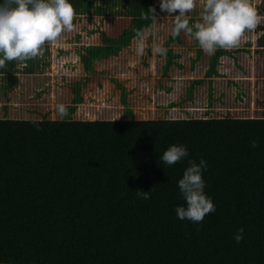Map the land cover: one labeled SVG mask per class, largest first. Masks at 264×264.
<instances>
[{"label": "trees", "instance_id": "16d2710c", "mask_svg": "<svg viewBox=\"0 0 264 264\" xmlns=\"http://www.w3.org/2000/svg\"><path fill=\"white\" fill-rule=\"evenodd\" d=\"M128 1L136 26L116 38L101 31L103 43L82 57L88 71L147 26L161 35L160 0L156 14L149 0ZM211 58L206 76L217 75L219 56ZM72 91L57 90L67 108L50 109L57 119L9 116L18 113L10 109L0 116V264H264V115L137 119L127 109L131 118L88 119L83 95ZM172 144L189 155L168 166L160 156ZM201 158L216 210L196 223L176 215L187 206L178 181Z\"/></svg>", "mask_w": 264, "mask_h": 264}, {"label": "clouds", "instance_id": "9594fccd", "mask_svg": "<svg viewBox=\"0 0 264 264\" xmlns=\"http://www.w3.org/2000/svg\"><path fill=\"white\" fill-rule=\"evenodd\" d=\"M86 1L87 7L96 15H121L117 16L118 21L124 17L132 23V20L136 18V14L128 9V0ZM196 4L197 0H160L162 11L171 14L178 10V14L174 15L173 36L179 35L182 31L187 32L198 41L200 48L210 55L215 54L218 49L228 50L238 47L245 31L255 30L264 21V16L258 13L252 0H205L200 19L190 24L188 13L196 7ZM97 6H100L101 9L96 10ZM78 8L80 7L77 3L73 6L71 0H0V68H3L7 61L23 62L43 56L45 43L56 41L63 32L73 31L74 35L78 33L77 38H79L83 31L95 29L102 23L100 18L94 16L93 20L86 21V26L81 27L78 20L83 9L79 12ZM152 12H155V8L152 9ZM153 17L156 19L155 16ZM131 30V28L124 30L118 37ZM107 36L109 35L107 34ZM134 36H131L130 39L132 40ZM90 45L99 44H89L85 46L86 50ZM136 50L140 55L145 54V45L142 40L138 42ZM153 51L166 56L168 53L166 40L164 39L161 44H156ZM83 55L85 54H81V59ZM101 58L109 57L95 59L90 72L94 71L95 62ZM84 69L87 70L85 66ZM119 84L123 85L117 82V87ZM94 101L100 104L103 102L100 98ZM81 105L86 117L91 116L90 110H86L88 106L95 109L93 115L98 116L102 113L97 109L98 106L96 104L94 106L92 102L86 103L85 101ZM58 110L65 114L67 112L64 105H58ZM252 146L256 147L257 142L252 141ZM188 155L189 150L184 144H172L163 152L160 159L165 165L171 166L182 161ZM207 167V161L203 158L199 163L190 160L189 166L184 171L182 178L179 179L180 193L187 205L186 207L177 206L176 215L179 219L199 223L207 214L216 210L212 198L205 193L206 182L203 172ZM137 196L145 200L150 199L151 190L139 189ZM243 233V227L235 233L234 239L237 243L243 240Z\"/></svg>", "mask_w": 264, "mask_h": 264}, {"label": "rangeland", "instance_id": "374dc122", "mask_svg": "<svg viewBox=\"0 0 264 264\" xmlns=\"http://www.w3.org/2000/svg\"><path fill=\"white\" fill-rule=\"evenodd\" d=\"M76 3L81 8H78L79 12L83 9L78 20L80 21V26H86L87 20H93L94 16H97L102 21L97 27L98 29L95 28V31H92V29L85 30L80 34L79 38H77L78 33L76 35L67 34L65 36V32H63L57 39L61 42H46L44 46L52 53L55 51L56 56H63L59 59L42 60V56H37L39 60L34 62L33 59L23 62L15 60V67H12L11 70L8 68H0V116H8L9 113L6 112L10 109L18 113H16L17 115L10 114L9 116L43 119L46 114H49L50 119H57L59 114L61 116V113L53 110L54 113L51 114L52 111L50 110L51 108H55L56 101L57 103L60 101V99L57 98V90L69 89V91L73 93V88L78 87L81 94H84V92H94L93 95H91L92 97H88L87 101L86 99L85 101L86 103L92 102L94 106L96 104L98 106L97 109L103 113L98 116L91 115L87 117L88 119H96L99 117H113L114 119L124 118L127 115V109H130L131 112L134 113V118L137 119L146 117H186L188 114H185L183 111L186 109L184 107L187 104L186 101H177V107L171 105L166 107L156 103V100L160 101V99H156V92H159L161 87L159 86L157 76L152 77L154 74L153 70H151L148 75H144L142 87L140 90L138 89V78L142 76L138 74V70H135V64H138V53L136 50L138 37L135 40L132 38L130 42L129 46L133 44V49L121 50V54L117 57L110 56L109 58H101L95 62L94 71L92 72L84 69L81 54L87 51L85 46L94 44L95 42H100L101 44V30L106 31L111 38L119 36L122 32L116 24L119 22L128 23L130 20L121 17V20L118 21L116 18L121 15H96L87 7L88 4L86 0H76ZM142 3V0H138V6H141ZM252 3L258 10V13L264 16V1H262L261 5L258 4L257 0H253ZM95 9L99 10L101 7L97 6ZM171 14H178V10L176 13ZM160 18L164 19L166 23L169 24L167 18ZM153 28L154 24L153 26H149L146 40L150 39ZM161 29H163V27H161ZM258 30L260 31L257 34ZM258 35H264V21H262L255 30H252V47L254 51L255 49L258 51V44L256 42ZM146 44L148 45V49L153 50V46L155 45L154 42H146ZM259 48L264 49V46L260 45ZM77 50L84 52L78 54ZM29 66L32 67V70L28 69ZM164 75H168V73ZM178 79L184 81L186 77L179 76ZM115 80L126 86L125 102L122 101L123 93L121 92V88L117 87V82ZM166 82L171 81L167 80ZM102 91L103 96L101 97V101L103 100V102L100 104L94 100H97L98 93ZM150 98L154 101L149 100ZM257 98L258 96H256L255 106L251 108V106L248 107L244 105L242 106L243 110H249L251 114L258 109L264 110V105L260 103L264 102V99ZM60 102L64 103L63 100ZM79 107L83 110L81 104H79ZM201 107L202 105H198V108ZM177 110L181 113L175 114L174 111ZM186 110L197 117L226 116L223 111L215 108H211L210 111H207V115H205L206 110H198L196 114L191 110ZM210 112L216 114H211ZM126 118L131 117L127 116Z\"/></svg>", "mask_w": 264, "mask_h": 264}, {"label": "crops", "instance_id": "0c3cea01", "mask_svg": "<svg viewBox=\"0 0 264 264\" xmlns=\"http://www.w3.org/2000/svg\"><path fill=\"white\" fill-rule=\"evenodd\" d=\"M257 1L258 4L261 5L260 0ZM149 2H152L153 8L156 10L157 0H149ZM204 2L205 0H197L196 7L188 13L190 24L200 19V13L203 10ZM128 9L132 11V6L129 1ZM158 14L162 15L161 17L163 18H167L169 21V24H167L164 19L159 18L161 20L160 23L155 22L163 27L160 32L161 35L152 31L150 39L146 40V34L149 29L147 26L144 32L136 34L134 37V40L138 37V42L142 40L145 45V54H138V64H135V70H138V74L142 75L138 78L137 86L139 90L142 87L144 75H148L150 71L153 70L154 74L152 77L157 76L159 86L161 87L158 94L160 101L157 102L156 100L157 104L166 107H168V105L177 107V101L180 100L186 101L187 104L184 107L195 114L198 110H206L205 115H207V111H210L211 108L220 109L226 114V116L205 117H242L246 116V114L255 117L258 114L264 115V110L262 109H258L251 114L249 110L246 111L242 108L244 105L248 107L251 106V108L255 106L256 96H258L257 99H264V49L259 48L260 45L264 46V35H258L256 39L258 51L257 49L254 51L252 47V31H245L238 47L228 50L218 49L215 52V54L219 56V61L216 66L217 75L206 76L212 59L211 56L215 54L210 55L205 53L200 48L198 41L187 32L182 31L179 35L173 36L174 15L176 14H169L166 11H163L162 14ZM133 24L134 22H119L116 25L120 28L121 32H123L126 29H133L136 26ZM259 31L260 30L257 31V34ZM67 34H73V31L65 32V36ZM159 37L166 40V47L168 48L166 56L157 54L153 50L148 49V45L146 44V42H154L155 45L159 44ZM56 41L57 43L61 42L59 40ZM94 44H100V42H95ZM133 47V44L131 46L128 45L123 47L122 50L133 49ZM201 50L203 53L199 52ZM77 52L80 54L84 51L77 50ZM60 57L63 56L61 55ZM60 57L56 56L55 51L52 53L45 47L44 55L41 59L55 60ZM167 73L168 75H164ZM179 76H185L186 80L182 81L178 79ZM198 79L202 80L200 84L195 82V80ZM167 80L171 82H166ZM190 89H193L191 97L188 96ZM93 93L84 92V94H82L83 103L85 99L87 101V98L93 95ZM102 96L103 91L98 93L97 98L101 99ZM158 97L156 99H158ZM149 100L154 101L152 98ZM260 103L264 105V102ZM56 104L58 105L57 102H55V106ZM198 105H202V107L198 108ZM186 109L183 110L185 114H188L185 118H205L197 117ZM93 111L94 109L90 108V113H88L93 115ZM53 113L54 111L52 110L51 114ZM174 113L179 114L181 112L177 110L174 111ZM210 113L216 114L213 112ZM112 119L114 118L112 117Z\"/></svg>", "mask_w": 264, "mask_h": 264}]
</instances>
